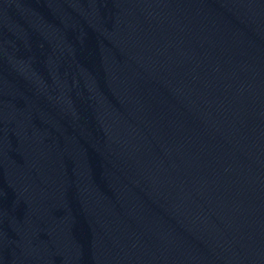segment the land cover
Returning a JSON list of instances; mask_svg holds the SVG:
<instances>
[{
    "label": "water",
    "instance_id": "obj_1",
    "mask_svg": "<svg viewBox=\"0 0 264 264\" xmlns=\"http://www.w3.org/2000/svg\"><path fill=\"white\" fill-rule=\"evenodd\" d=\"M0 264H264V0H0Z\"/></svg>",
    "mask_w": 264,
    "mask_h": 264
}]
</instances>
